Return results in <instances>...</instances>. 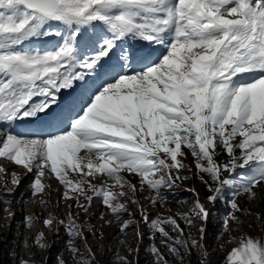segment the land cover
I'll return each instance as SVG.
<instances>
[{"label":"snow or ice","instance_id":"1","mask_svg":"<svg viewBox=\"0 0 264 264\" xmlns=\"http://www.w3.org/2000/svg\"><path fill=\"white\" fill-rule=\"evenodd\" d=\"M47 37L60 41L31 46ZM0 158L25 170L0 167L10 177L0 212L37 198L48 208L43 197L57 192V204L70 202L66 217L41 223L53 243L64 230L75 264H102L98 255L111 248L102 229L114 225L135 231L137 245L125 256L117 247L108 264H140L142 250L147 264H184L193 254L210 264L215 208L207 205L219 202L229 209L221 235L234 244L224 264H264V237L232 235L249 217L264 220L249 210L264 198V0H0ZM26 174L32 180L19 191ZM193 177L208 194L201 201L186 189L195 199L178 214L184 227L172 215L151 217ZM145 190L148 206L137 198ZM94 201L113 218L99 230L77 222L76 209L87 214ZM34 244L50 251L43 233ZM47 264L67 261L58 253Z\"/></svg>","mask_w":264,"mask_h":264},{"label":"rangeland","instance_id":"2","mask_svg":"<svg viewBox=\"0 0 264 264\" xmlns=\"http://www.w3.org/2000/svg\"><path fill=\"white\" fill-rule=\"evenodd\" d=\"M184 163L189 166L193 165V158L189 154L184 160ZM0 167H4L7 171H16L17 174L23 175L25 170L22 166H16L12 163L4 162L3 158H0ZM191 175V174H190ZM6 180H10V177H6L4 175H0V192H3V186ZM32 180V174L24 175L22 180V186L19 191L26 192L25 185H27ZM48 183V181H46ZM53 187H56V181L53 179L50 181ZM133 183H137L136 179H133ZM12 187L11 184L8 185ZM195 188L198 190L200 194L201 201H204L206 197L207 190L205 186L199 181V179L193 177V179L180 183V186L175 189L176 198L170 199L168 203L165 204L163 208L159 205L152 209L151 217L155 218L158 214H163L165 216L172 215L177 219L178 223L184 227L183 221L179 219L178 214H189L190 206L193 203L195 197L192 196L191 192L186 191V189ZM60 193L57 192L55 195L48 197L44 196L43 199L48 202V208H44L41 206L40 198H37L35 202H30L27 207L23 203L13 202L8 211L0 212V236H2V240H0V261L2 264H16L15 257L19 256V258L27 261V264H47V261L51 257L53 262L56 261L57 254H60V258L67 261V264H75V262L71 259L70 253L67 250V247L63 243L64 230L60 229V238L56 239V242L53 243L54 234L49 232L41 223V221L46 218L48 215H53L57 218H64L67 216L69 212L68 204L69 201H64L62 204H57V199ZM150 193L145 190L144 193L140 194L137 198L140 200V203L144 206H148L150 201L147 197ZM165 195H169L170 193H165ZM176 199H184L185 203H177ZM241 203H244L243 200L237 198ZM207 207L209 209L215 208V211L212 214L211 222L208 223V239L207 245L210 247V264H224L225 256L230 251V249L234 246V244L227 243L230 239L227 233H222V228L220 221L223 219L225 213L229 211L226 205L223 202L216 203L215 205L208 204ZM133 212H136L134 206H130ZM165 208L171 209V212L165 211ZM23 209V212L21 211ZM253 213H264V198H262L257 204H254L250 209ZM101 211L105 212V219L101 220L99 218V213ZM9 213H15L16 220L13 221L9 218ZM76 213L78 214L79 223H83L86 220H90L91 225L94 230H99L101 225L105 223L106 220L113 219L110 215L107 214V210L102 206V204L98 201H94L93 206L90 211L85 214L81 209H76ZM22 215H27L34 219L35 228L27 229L24 223L21 220ZM138 213L133 218H138ZM11 225V227H9ZM199 226V223L197 224ZM119 225H114L111 227H104L102 229L104 234V244H111V248L107 249V255L102 251L98 258L102 261V264H108L109 258L111 257L113 260L116 258L112 256L113 250L117 247L119 248V255L125 256L128 249L130 247H135L137 245V238L135 231H130L128 235H121L118 233ZM140 231L145 235L143 240L142 249H146V247L151 243L147 239L148 227L147 225H141ZM187 231V229H186ZM43 233L50 245L49 250H41L34 244V237ZM192 234L196 235L195 230H192ZM90 235V234H89ZM233 236L239 238L241 235H250L252 237L260 238L264 237V220L256 221L252 217H249L245 223L241 226L238 232L234 231ZM219 237V239H217ZM21 238H23L24 243L21 242ZM120 241H124L123 244H120ZM92 246L95 247V241H92ZM149 259L148 253L145 250L141 251L139 256L140 264H147ZM200 256L199 254H193L191 257L186 258L184 264H199ZM170 264H176L169 258Z\"/></svg>","mask_w":264,"mask_h":264}]
</instances>
